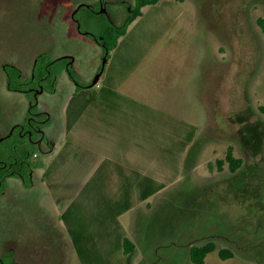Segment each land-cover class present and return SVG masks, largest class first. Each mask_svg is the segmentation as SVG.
Masks as SVG:
<instances>
[{
	"label": "rangeland",
	"instance_id": "obj_1",
	"mask_svg": "<svg viewBox=\"0 0 264 264\" xmlns=\"http://www.w3.org/2000/svg\"><path fill=\"white\" fill-rule=\"evenodd\" d=\"M74 3L0 0V138L30 108L8 87L11 66L28 77L51 51L76 57L80 81L95 77L102 48L71 20ZM259 17L264 0H160L129 25L94 87L76 89L68 72L54 89L46 82L38 103L57 146L36 157L33 184L11 177L0 194V249L21 264H196L190 244L207 236L217 248L204 264H264ZM115 80L146 106L103 98L98 86ZM230 146L243 158L235 172L218 164Z\"/></svg>",
	"mask_w": 264,
	"mask_h": 264
},
{
	"label": "flooded vegetation",
	"instance_id": "obj_2",
	"mask_svg": "<svg viewBox=\"0 0 264 264\" xmlns=\"http://www.w3.org/2000/svg\"><path fill=\"white\" fill-rule=\"evenodd\" d=\"M137 3L138 0H75L74 5H76H72L71 20L78 31L82 34L92 36L102 48L103 61L97 68L95 76L103 68L105 58H107L104 65L106 68L111 53L105 36L101 32L104 22L109 23V26L116 29L125 26L129 27L131 24L129 23V19L137 10ZM98 17L100 20H97ZM93 20H96L98 23V31L95 32H91L85 28V25ZM108 25L106 27H108ZM50 52H43L35 58L32 72L28 77L19 67L11 66V71H8V87L12 90L28 93L30 108L25 122L15 124L11 130L0 138V148L5 140L12 138L10 140L12 143L11 146L16 149L17 146L20 145L22 150L20 157L12 155V152H7L4 149L1 151L0 174H2V176L0 177V194L7 191L8 180L11 177L21 178L23 183L27 186L33 184L35 173L40 168V160L36 157H38L40 153H48L53 144L57 141L56 136L47 135L45 130L46 125H48L53 118L51 114H49L45 108L40 107L38 103V94L47 89L46 82H49L50 86H52L50 88L54 89V80H56L62 72H68L71 80L77 84L76 89L90 87L92 82L91 80L85 83L79 80L82 74L76 69L75 65L77 60L73 54L55 57L52 52ZM43 54H47L50 60L45 64L44 74L38 75L41 67L40 59ZM60 60L64 62L55 66ZM75 92L76 91H74L73 94ZM30 145H34L37 148L36 152L33 154L31 149L28 148ZM203 239L192 241L190 248L193 245L203 244ZM0 264H21V262L19 260L17 261L9 251L7 252L5 249H0Z\"/></svg>",
	"mask_w": 264,
	"mask_h": 264
},
{
	"label": "trees",
	"instance_id": "obj_3",
	"mask_svg": "<svg viewBox=\"0 0 264 264\" xmlns=\"http://www.w3.org/2000/svg\"><path fill=\"white\" fill-rule=\"evenodd\" d=\"M158 1L159 0H138L137 10L130 17L129 23L133 22L138 16H140L143 13L142 8L144 6L150 5V4H155ZM108 24L109 23L104 22V26L101 29V32L105 36V39H106V42H107L109 48L112 50L118 45L120 37L127 32L128 26L122 27L120 29H118V28L116 29V28H113L112 26H109ZM258 24L261 26V28L264 32V17L258 18ZM107 25H108V27H106ZM49 60L50 59H49L47 54H43L41 56V59H40L41 67L39 69L38 75L44 74L45 64ZM101 90H102L101 93L103 94V98L106 97L107 95H110L112 97L121 98L124 101H128V102L133 103L134 105H137V106H143V107L146 106L145 103H142V102L135 100V99L128 98L127 96H124V95L116 92L115 89L109 88L108 86H103L101 88ZM259 109L264 114V105H260ZM197 129H198V127L196 125L192 126V129L189 132V137H188L189 141L193 140ZM11 139L12 138H9L2 143L1 148H0V153L4 149L7 152L8 151L12 152L11 153L12 155H16V156L20 157V155L22 154L21 146L18 145L17 148L14 149L11 146L12 145V143L10 141ZM28 148L31 149L32 154L34 152H36V150H37V148L34 145H30ZM225 162H227L229 164V169L232 172H235L242 166L243 158L236 156L234 153L233 146H230L226 152L224 159L218 160L219 168H222L223 164ZM1 176H2V174H0V177ZM124 245H125L126 252H131L136 247L134 241H132L128 237L125 238ZM216 248H217L216 242L214 240L209 239L208 241L204 242L203 244L193 245L190 248V257L194 263L204 264L207 255L210 252L214 251ZM235 254H236V252L233 249L228 248V247L221 248V250H220V255L223 258L233 257V256H235Z\"/></svg>",
	"mask_w": 264,
	"mask_h": 264
},
{
	"label": "crops",
	"instance_id": "obj_4",
	"mask_svg": "<svg viewBox=\"0 0 264 264\" xmlns=\"http://www.w3.org/2000/svg\"><path fill=\"white\" fill-rule=\"evenodd\" d=\"M158 2H159V1H158ZM158 2H157V3H158ZM155 4H156V3H155ZM151 5H152V4H151ZM146 6H148V5H146ZM143 8H145V7H143ZM142 11H143V9H142ZM142 14H143V13H142ZM142 14H141V15H142ZM138 17H139V16H138ZM138 17H137V18H138ZM137 18H136V19H137ZM136 19H135V20H136ZM135 20H134V21H135ZM131 23H132V22H131ZM129 27H130V26H129ZM129 27H128V29H127V32H128V30H129ZM127 32H126V33H127ZM126 33H125V34H126ZM125 34H124V35H125ZM122 36H123V35H122ZM120 38H121V37H120ZM119 41H120V39H119ZM118 44H119V43H118ZM114 49H115V48H114ZM111 51H113V49H112ZM111 59H112V53H110L109 61H110ZM109 61H108V62H109ZM111 82H113V83H112L113 85L109 83V84L99 85L98 87L101 89L103 86H108L109 88H113V89H115L116 92H118V93H120V94H122V95H124V96H127L128 98L138 100V99L133 98L132 96H130V95H128V94H126V93L120 91L119 88H118L119 85L117 86V82H118L117 80H115V81H111ZM94 86H95V85H94ZM94 86H92V87H94ZM101 91H102V90H101ZM138 101H139V100H138ZM116 111H117V110H115V112H116ZM111 114H113V113H111ZM100 118H102V119H104V118L106 119V118H107V119H108V117H106V116H102V117H100ZM192 125H194V124H192ZM71 126H72V124H71ZM196 126H197V125H196ZM197 127H198V126H197ZM197 130H198V129H197ZM198 131H199V130H198ZM195 135H196V136H194L195 138H194L193 141H192V143H194V144H196L195 139H196V137H197L198 134H195ZM56 144H57V142H56L55 144H53V146H52V148L50 149L49 152L53 151L54 148H56V146H57Z\"/></svg>",
	"mask_w": 264,
	"mask_h": 264
},
{
	"label": "water",
	"instance_id": "obj_5",
	"mask_svg": "<svg viewBox=\"0 0 264 264\" xmlns=\"http://www.w3.org/2000/svg\"><path fill=\"white\" fill-rule=\"evenodd\" d=\"M106 60L107 58L104 59V62H103V68L101 69V71L95 76V78L92 80L90 86H94L96 85L97 83H99V81L101 80V77H102V74H103V71H104V65L106 63Z\"/></svg>",
	"mask_w": 264,
	"mask_h": 264
}]
</instances>
